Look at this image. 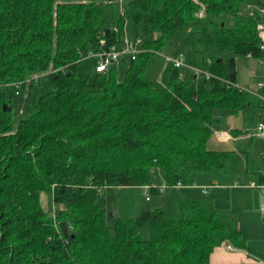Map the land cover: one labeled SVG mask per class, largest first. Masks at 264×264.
Wrapping results in <instances>:
<instances>
[{
    "label": "trees",
    "instance_id": "16d2710c",
    "mask_svg": "<svg viewBox=\"0 0 264 264\" xmlns=\"http://www.w3.org/2000/svg\"><path fill=\"white\" fill-rule=\"evenodd\" d=\"M198 1L130 0L120 12L113 0H0V264H210L224 243L248 249L236 219L208 199H181L176 216H114L113 228L101 199L105 188L153 186L159 168L170 187L223 178L236 153L208 148L216 114L264 119L261 99L237 80L239 60L264 59V0L253 11L247 0ZM128 22L148 52L121 82L115 65L86 75L82 61L120 48ZM179 31L192 35L194 66L214 78L175 68L157 89L148 63ZM47 71L37 79L46 90L14 125L10 87L32 92ZM255 173L264 184V158ZM43 192L59 207L52 216Z\"/></svg>",
    "mask_w": 264,
    "mask_h": 264
},
{
    "label": "rangeland",
    "instance_id": "374dc122",
    "mask_svg": "<svg viewBox=\"0 0 264 264\" xmlns=\"http://www.w3.org/2000/svg\"><path fill=\"white\" fill-rule=\"evenodd\" d=\"M130 0H113L117 9L123 12L129 4ZM257 8V0H247L246 9L252 10ZM134 34V26L132 22H128L124 32L122 33V44L120 49H124V40L127 37H132ZM182 59L184 66L178 71L182 77H188L192 71L190 68L198 62V58L194 56L192 49V35L189 31H179L173 34L167 41V43L161 47V49L155 53L150 59L146 77L152 82V85L157 89H163L168 86L171 80V76L175 70L173 67V62L171 60ZM131 61V57L128 55H122L117 61L116 68L118 70V80L121 82L125 79L126 70ZM211 63V61H209ZM96 62L92 56L87 57L82 61V68L86 75H94ZM208 71L206 69H203ZM51 71V70H50ZM50 71L43 72L42 74L34 75L32 78L35 79V89L30 92L28 89L21 91L19 95L15 94V90L10 87L9 95L12 98L13 105V123L17 125L18 121L22 118L28 116L29 113V103L33 95L38 90H46V82L41 79L40 85L37 79L41 76L48 74ZM209 72V71H208ZM211 73V72H210ZM212 74V73H211ZM27 80L26 86H29V81ZM237 80L238 84L242 89L254 93L256 96L264 98V59H243L239 60L237 67ZM223 112V111H222ZM233 118L237 122V127L241 129L238 135L245 136L242 141L238 143H232L226 147V144H222L223 140H216L215 129L213 128V134L208 142V148L217 151H231L236 153L234 157V163L231 165V174L236 173L235 165L239 167V162H235L238 156L242 152V157L244 159L243 163L246 169L250 172L256 171L258 166L261 164L264 158V136L257 134V117L253 122H246L245 115L243 111L233 114ZM222 123L220 124L221 127ZM246 128L249 129L246 131ZM255 134V137H251ZM237 144V145H236ZM235 148H230L234 147ZM245 169V170H246ZM245 175L253 176V173H248ZM212 179H215L212 177ZM239 178L233 177L231 181H235L234 184L237 185V180ZM202 179H198L195 185H202ZM153 187L168 186L165 181V174L162 168L157 169L152 178ZM240 184V182L238 183ZM155 190V189H154ZM186 188H169L165 194H158V192L152 191V189H145L144 187H110L105 188L101 193V199L105 202L108 217L112 220V228L114 225V216L122 218H133L138 216L140 213L148 210L163 209L172 216L179 214V205L181 199H186ZM147 196L151 197L150 201H147ZM41 203L43 208L49 215L52 216L53 210H58L59 207L55 205L53 201V194L51 192H43L41 194ZM113 214V216H111ZM143 236L145 239L150 237V230L146 228L144 230Z\"/></svg>",
    "mask_w": 264,
    "mask_h": 264
},
{
    "label": "crops",
    "instance_id": "0c3cea01",
    "mask_svg": "<svg viewBox=\"0 0 264 264\" xmlns=\"http://www.w3.org/2000/svg\"><path fill=\"white\" fill-rule=\"evenodd\" d=\"M247 59L252 60L255 58L248 57ZM117 64L116 62L114 65ZM216 117L219 120L215 124L217 126L215 129L216 140L219 142L223 140L222 144H226L227 147L245 138V136L238 135L241 129L237 127L233 114L218 112ZM248 130L246 128V131ZM222 134L224 135L221 136ZM251 137H255V134H252ZM230 148H235V146ZM241 155L242 153L238 156L236 164L245 159ZM235 168V174H231L230 171L223 178L203 175L200 178L204 180L202 185L183 186L177 189L186 188L188 189L186 198L208 199L214 207L232 215L236 219L238 229L246 241L248 247L246 250L235 249L227 243L216 247L210 255V264H264V217L261 213V208L264 206V184L260 183V175L256 174L255 171L240 170L237 165H235ZM248 173L254 175H245ZM212 177L215 179H212ZM233 177L239 178L237 185L234 184L235 181H231ZM239 182L240 184H238ZM143 187L147 189L145 186ZM146 200L150 201L151 197L147 196Z\"/></svg>",
    "mask_w": 264,
    "mask_h": 264
},
{
    "label": "built area",
    "instance_id": "2783aa9c",
    "mask_svg": "<svg viewBox=\"0 0 264 264\" xmlns=\"http://www.w3.org/2000/svg\"><path fill=\"white\" fill-rule=\"evenodd\" d=\"M194 1L199 2L198 0H194ZM261 12H262V14H264V9L261 10ZM203 13H204V9L198 13V16L201 17L203 15ZM258 31H259V37L261 40L260 49L264 52V21L258 25ZM124 43H125V46L123 47L124 49L114 48L110 51L93 53L90 55L96 59L95 71L97 73H103V72L108 71V69L112 65H114L122 55H128L131 57V59L134 60V59H136V57L139 54L148 52V49L144 48V46H143L144 42L141 38L127 37L124 40ZM249 57H251V55H249ZM171 61L173 62V65L176 69H180L184 66V62L182 59L171 60ZM190 69L192 70L191 72H195L197 74L204 75L207 78H214L213 74H211L208 71L203 70V68L193 66ZM13 87L16 89H19L20 84L14 83ZM18 94H19V92L16 90V95H18ZM252 94H254V93H252ZM259 98L261 99L262 106L264 107V98H261V97H259ZM257 134L264 136V119L258 122ZM223 135L224 134H222L221 136H223ZM145 187L147 189H155L159 194H165L169 188H173V187H170L169 185L166 187L161 186V187H156V188L153 186H150V185H147ZM174 187L180 188V187H183V184L179 182ZM148 200H149V198H148ZM261 213L264 217V206L261 208Z\"/></svg>",
    "mask_w": 264,
    "mask_h": 264
},
{
    "label": "water",
    "instance_id": "95a60500",
    "mask_svg": "<svg viewBox=\"0 0 264 264\" xmlns=\"http://www.w3.org/2000/svg\"><path fill=\"white\" fill-rule=\"evenodd\" d=\"M111 216H113V214Z\"/></svg>",
    "mask_w": 264,
    "mask_h": 264
}]
</instances>
